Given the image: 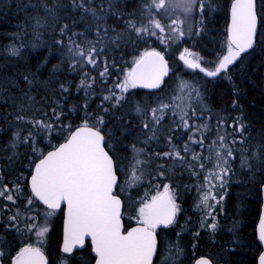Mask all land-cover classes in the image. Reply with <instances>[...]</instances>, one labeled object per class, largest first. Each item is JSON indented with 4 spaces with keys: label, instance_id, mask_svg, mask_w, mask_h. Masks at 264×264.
Returning a JSON list of instances; mask_svg holds the SVG:
<instances>
[{
    "label": "snow or ice",
    "instance_id": "snow-or-ice-1",
    "mask_svg": "<svg viewBox=\"0 0 264 264\" xmlns=\"http://www.w3.org/2000/svg\"><path fill=\"white\" fill-rule=\"evenodd\" d=\"M18 7L32 9L33 14L26 15L20 26L23 35L16 34L19 45L9 44L6 55L21 57L25 48L40 47L46 42L45 30H50L51 46L67 57L68 70L81 76L76 87L78 92L84 91L85 98L82 106L73 105L66 114L67 105L61 101L67 100L64 93L69 87L62 82L50 116L47 111L39 118L28 115L36 104L30 93L37 85L35 76L28 73L23 75L28 91L21 90L20 97H4L15 110L0 116L11 130L7 144L0 146V159H6L7 167L15 173L23 155L29 171L25 175L19 170L9 178L6 167H0V264H49L44 245L58 213L63 214L60 264H76V251L88 240L94 264H156L158 255L161 264H184L186 249L180 243L181 234L176 233V241H167L163 249L167 256L159 239L176 224L182 211L177 202L178 185H173L178 173L182 176L187 171L196 178L200 229L213 235L219 228L217 217L224 211L228 188L237 177V154L240 175L257 181L264 192V133L251 143V132L241 114L231 125L224 118L218 119L216 133L211 136L210 109L198 82L178 77L170 85L165 79L171 72L178 73L182 65L205 78L224 76L231 80L233 67L244 58L242 54L264 46V0H231L225 45L210 62L194 48H181V44H187L186 37L203 34L214 0H139L138 8L131 11L120 0H71L70 4L64 0H28ZM173 13H180L179 18L172 19ZM165 16L170 23L162 19ZM189 17L193 23L185 27ZM110 18L124 20L123 29L109 27ZM78 23L85 27L76 30ZM29 26L31 39L25 44ZM128 47L133 49L132 59L119 67L114 53ZM177 51L179 63L173 70L169 56ZM112 68L117 69V79L109 87ZM97 83L102 99L92 110L90 98L97 94ZM39 87L47 89L49 82L41 81ZM137 88L157 90L150 93L156 99L151 104L140 100L132 104L142 134L125 144L126 134L131 135L135 126L124 106L129 103L130 90ZM7 91L0 84V93ZM236 95L233 109L239 105L238 89ZM206 111L208 119L204 118ZM72 113L80 120L75 127L64 123L71 120ZM166 120L171 123L166 124ZM53 132L63 138L62 142L52 143ZM153 142L163 148L153 147ZM121 145L128 155L119 154ZM145 180L149 184L158 181L155 194L146 192L132 204L126 225L128 206L123 194L142 187ZM237 227L234 224L229 229L233 233L229 244L221 245L215 256H201L195 264H230L240 244ZM200 234L199 230L193 232L194 238ZM256 239L259 244L254 264H264V211Z\"/></svg>",
    "mask_w": 264,
    "mask_h": 264
},
{
    "label": "trees",
    "instance_id": "trees-1",
    "mask_svg": "<svg viewBox=\"0 0 264 264\" xmlns=\"http://www.w3.org/2000/svg\"><path fill=\"white\" fill-rule=\"evenodd\" d=\"M28 0H3V5H0V84H3L8 89L7 92L0 93V116L7 112L14 111L15 109L11 105L10 101L4 99L5 96L20 97L21 90L28 91L23 81V75L25 73L35 76L37 85H35L30 93L36 99L33 111L28 115H35L37 118L43 115L44 111H47L49 116L51 115V107H54L55 101L59 97L60 84L63 82L68 85L69 92L64 93L67 97L65 113L67 114L69 109L73 105L82 106L84 103L85 94L84 91H77V84L79 83L81 76L76 72H70L68 70L67 57L62 56L61 53L55 50L52 45L50 36V30H45L44 36L46 42L40 47L32 48L27 47L23 50L21 57H9L5 53V48L12 43L19 45L20 40L16 38L17 33H21V25L25 23L26 15H32V9H24L18 7V5L27 3ZM65 3L70 4L71 0H64ZM122 6H126L128 11L133 8H138L139 0H120ZM231 0H214V7L212 8L207 20L205 21L206 27L201 36H194L187 38V44H181V48L184 46L194 48L201 54L206 61H213L219 52L223 49L227 38V26L229 24V12H230ZM180 14L173 13L171 18L177 19ZM165 23H170L167 16L163 17ZM196 20H199L197 14ZM64 21L62 20L61 23ZM124 20H116L115 18L109 19V27H116L118 30H122L124 26ZM193 23L191 17L185 20V27L188 24ZM85 27L83 23L76 25V30H82ZM31 39V28H28V35L24 37V43L28 44ZM156 46H160L157 42ZM143 50L142 48L140 49ZM133 49L128 47L123 51H116L114 53L115 59L119 67L125 66V61L130 62L132 59ZM112 54H110L111 57ZM177 52L170 54L169 59L172 64L173 70L176 69L179 63L176 60ZM244 58L239 61L232 69L231 77L229 80L224 76L217 78H205L197 71H187L180 66V71L171 72L170 77H167L168 83L173 84L178 77H182L189 81L198 82V86L201 87L204 96V103L207 104L210 109L211 119L209 121L212 132L211 136L216 133V122L220 118L227 120L229 125L232 124L234 118L242 114L244 123L248 126L252 135L253 144L256 143L257 138L261 133H264V46L257 47L255 51L250 50V54H242ZM123 56V59L121 58ZM111 62V59L109 60ZM111 75L108 78V86L112 85L117 79V69L112 68ZM97 75L98 73H93ZM49 82L47 89L40 88L39 82ZM53 89H55L56 95H53ZM101 86L99 83L96 85V95L90 98L91 109L95 110L97 105L101 102L100 93ZM239 91V105L236 109H233L232 102L237 99L236 91ZM157 90L148 92L144 90L131 89L129 103L125 104L124 110H127L128 116L131 117V124L135 127L132 130L131 135L126 134L124 143H130L131 139L137 135L142 134V126L140 124V118L131 110L132 104L137 101H145L151 104L155 99V95L150 93H156ZM177 100L179 96L177 93ZM20 101L17 100V103ZM83 113L81 112L80 115ZM209 112L204 113V118L208 119ZM9 119H13L9 117ZM65 124L72 123L73 127L80 123L76 113L71 114V120L65 119ZM125 123H128L126 120ZM170 120H166V124H170ZM111 126V124L109 125ZM0 129H4V132L0 133V146L7 144L11 136V130L8 127V123L0 119ZM223 131V130H222ZM231 132V129H227ZM52 143L57 141L62 142V137L56 132H53ZM187 136L183 137L186 140ZM231 139V137H229ZM183 141H181L182 143ZM46 141L42 142L43 144ZM153 147L163 148V145L157 146L153 142ZM121 156L128 155L129 153L123 150L121 145ZM50 150V148L46 149ZM199 150V149H198ZM27 160L21 156V159L16 163L15 168L17 171L12 172L11 168L7 167V160L0 159V167H6L9 178H14L18 175L19 170H23L27 175L29 169L27 167ZM235 168L237 170V177L231 182L227 196L224 201V211L220 212L217 219L219 223L218 231L215 235L210 230L200 229V220L202 213L197 210L195 203L198 199L197 190L194 186L196 178L190 176L187 171L181 176L179 173L173 178V185H178V203L181 205L182 211L180 220L185 217L181 227L179 224L173 226L170 230H166L161 233L159 239L161 243V251L164 256L168 253L163 249L166 247L167 241H176V233H180V243L186 249V256L184 258V264H194L195 260L201 256L213 255L215 256L221 248V245H227L233 238V233L229 231L233 225H238L236 229V235L240 240L238 250L230 257V264H254V260L257 257V239H256V224L258 222L262 198L261 191L257 181L249 179L246 175H240V162L237 154L235 162ZM203 177L201 176V180ZM123 183V177H121ZM167 182V181H166ZM158 181H153L149 184L148 180L144 181V185L139 188H132L126 191L124 195L125 204L128 206L125 209V224L129 223L128 215L131 212V204L129 202L128 194L131 198L137 202L141 199L146 192L155 194L156 188L154 185ZM185 185H189L188 189ZM128 193V194H126ZM200 231V236H193V232ZM63 233V214L58 213L51 226V230L48 234V239L44 245L46 256L49 260V264H60V244L62 243ZM196 245L193 248V245ZM91 248L88 243L82 250L76 251V264H85V262L93 263ZM162 257L158 255L155 257L156 264H161ZM167 264V262H165Z\"/></svg>",
    "mask_w": 264,
    "mask_h": 264
},
{
    "label": "water",
    "instance_id": "water-1",
    "mask_svg": "<svg viewBox=\"0 0 264 264\" xmlns=\"http://www.w3.org/2000/svg\"><path fill=\"white\" fill-rule=\"evenodd\" d=\"M229 22H230V18H229ZM167 78V77H166ZM139 90H146V91H154V90H151V89H143V88H137ZM261 198H262V204H261V209H260V214L262 211H264V192H261ZM260 214H259V218H258V222L256 224V229H255V232H256V235H257V227H258V224H259V219H260ZM62 239H63V234H62ZM258 244H259V241L257 240ZM87 243H89L90 247H91V242L90 240L87 241ZM81 250V249H79ZM261 250H264V246L261 247ZM92 253V251H91ZM92 255L94 256V254L92 253ZM155 259V258H154ZM94 264V262L92 263ZM195 264V263H194Z\"/></svg>",
    "mask_w": 264,
    "mask_h": 264
},
{
    "label": "rangeland",
    "instance_id": "rangeland-1",
    "mask_svg": "<svg viewBox=\"0 0 264 264\" xmlns=\"http://www.w3.org/2000/svg\"><path fill=\"white\" fill-rule=\"evenodd\" d=\"M178 14H180V13H178ZM181 67H183V66L181 65ZM185 70H187V69H185ZM187 71H192V70H187ZM197 72H198V71H197ZM200 74H201V73H200ZM202 75H203V74H202ZM178 96H179V93H178ZM177 102L179 103L180 101L177 100ZM161 191H162V189H161ZM126 194H128V193H126ZM128 198H129V194H128ZM129 202H130V204H131V211H132V204L135 203V200H133V198H131V200H129ZM180 216H181V212L178 213L176 224H179V226L181 227V224L183 223L185 217H183V219L180 220ZM176 224H175V225H176ZM175 225H174V226H175Z\"/></svg>",
    "mask_w": 264,
    "mask_h": 264
}]
</instances>
